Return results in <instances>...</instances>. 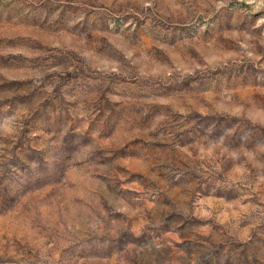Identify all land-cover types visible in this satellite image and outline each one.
<instances>
[{"label":"rangeland","instance_id":"1","mask_svg":"<svg viewBox=\"0 0 264 264\" xmlns=\"http://www.w3.org/2000/svg\"><path fill=\"white\" fill-rule=\"evenodd\" d=\"M0 264H264V0H0Z\"/></svg>","mask_w":264,"mask_h":264}]
</instances>
